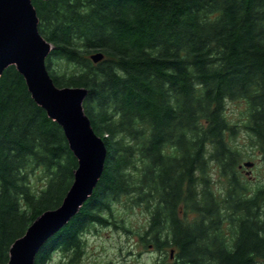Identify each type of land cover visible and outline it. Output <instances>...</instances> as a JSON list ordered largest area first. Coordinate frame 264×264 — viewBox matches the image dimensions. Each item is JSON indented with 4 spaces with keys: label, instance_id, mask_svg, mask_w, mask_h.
<instances>
[{
    "label": "trees",
    "instance_id": "16d2710c",
    "mask_svg": "<svg viewBox=\"0 0 264 264\" xmlns=\"http://www.w3.org/2000/svg\"><path fill=\"white\" fill-rule=\"evenodd\" d=\"M32 2L54 48V84L88 90L84 111L107 150L93 194L35 264H55L58 252L76 264L85 235L125 198L145 205V237L177 264H264V181L244 183L241 124L226 113L227 103H245L242 127L264 163V0ZM77 168L63 128L10 66L0 79V264L61 206Z\"/></svg>",
    "mask_w": 264,
    "mask_h": 264
},
{
    "label": "water",
    "instance_id": "95a60500",
    "mask_svg": "<svg viewBox=\"0 0 264 264\" xmlns=\"http://www.w3.org/2000/svg\"><path fill=\"white\" fill-rule=\"evenodd\" d=\"M38 27L39 18L32 0H0V79L6 69L16 67L33 100L63 128L78 160V168L61 206L41 215L13 244L9 264H35V256L43 244L59 232L93 194L107 157L105 144L95 134L84 111L88 90L58 88L54 84L46 67L54 48ZM103 58L102 53L91 57L94 63Z\"/></svg>",
    "mask_w": 264,
    "mask_h": 264
},
{
    "label": "rangeland",
    "instance_id": "374dc122",
    "mask_svg": "<svg viewBox=\"0 0 264 264\" xmlns=\"http://www.w3.org/2000/svg\"><path fill=\"white\" fill-rule=\"evenodd\" d=\"M246 110L243 102H229L226 106L230 122L239 126L241 124L235 142L246 155L240 165L241 176L250 188H256L264 181V163L255 143L242 127ZM247 162L253 165H244ZM208 177L212 180L214 193L223 194L225 181L221 179L218 170L211 167ZM150 216L145 205L137 206L130 198L114 204L112 216H107L109 223L104 226L96 224L85 235L84 252L76 264H177L174 256H170L171 248L158 251L151 244L150 238L145 237ZM70 257L69 254L58 252L54 255V263L66 264Z\"/></svg>",
    "mask_w": 264,
    "mask_h": 264
},
{
    "label": "bare ground",
    "instance_id": "6f19581e",
    "mask_svg": "<svg viewBox=\"0 0 264 264\" xmlns=\"http://www.w3.org/2000/svg\"><path fill=\"white\" fill-rule=\"evenodd\" d=\"M67 223H69V222H67Z\"/></svg>",
    "mask_w": 264,
    "mask_h": 264
}]
</instances>
